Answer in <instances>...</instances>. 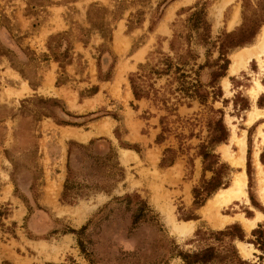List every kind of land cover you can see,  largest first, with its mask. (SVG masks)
Here are the masks:
<instances>
[{
  "label": "rangeland",
  "instance_id": "rangeland-1",
  "mask_svg": "<svg viewBox=\"0 0 264 264\" xmlns=\"http://www.w3.org/2000/svg\"><path fill=\"white\" fill-rule=\"evenodd\" d=\"M198 10L208 31L192 27ZM256 14L264 19V0H0V264H184L175 253L205 243L196 241L198 227L216 231L232 223L244 233L233 241L239 256L264 264V252L248 242L264 221L248 232L236 220L218 225L226 216L264 215V104H257L264 52L230 70L264 23L226 54L224 76L212 81L223 70L219 38ZM167 57L168 74L149 71L165 68ZM98 64L108 80L98 79ZM175 65L197 78L206 100L177 90ZM136 72L149 92L139 100L129 84ZM252 112L257 117L247 123ZM219 119L227 136L211 146ZM242 138L243 167L231 160ZM203 147L211 158L200 155ZM68 168L80 192L63 199ZM241 171L246 200L207 210ZM212 176L220 187L196 207L193 189ZM183 226L190 229L177 231Z\"/></svg>",
  "mask_w": 264,
  "mask_h": 264
},
{
  "label": "trees",
  "instance_id": "trees-1",
  "mask_svg": "<svg viewBox=\"0 0 264 264\" xmlns=\"http://www.w3.org/2000/svg\"><path fill=\"white\" fill-rule=\"evenodd\" d=\"M262 1V0H261ZM260 2V1H259ZM202 11L198 10L195 12L194 15V22L192 23V27L195 29L202 28L205 31H208L209 25L202 18L201 15ZM200 16V17H199ZM196 17V18H195ZM250 23L246 22L244 27H241L237 30L228 32L223 34L219 38V59L223 60L221 67V72L214 73L213 75V82H215L219 77L224 76V70L226 66L228 65L229 61L226 58V54L232 50L235 47H242L246 43H249L254 35L257 33L260 26L264 23V19L260 18L259 14L254 15L250 20ZM204 34V33H202ZM202 41H206V34L205 37L200 38ZM67 50L64 51L63 57L67 58ZM55 60L59 61L57 57L54 58ZM114 60H112V63ZM165 68L162 69H155L150 67V72L159 76L162 74H168L169 70L173 66L171 60L167 57L163 61ZM145 66L143 64H139V69H143ZM174 73L178 74L175 76V79L178 81V88L181 93H183L184 96L188 98H198L201 101L206 100L207 93L203 92L200 88L202 84L197 80V78H190L189 75L185 74L184 72H181V68L177 65L174 67ZM198 68H201V65L198 66ZM110 77L109 72L102 74V72L99 69L98 64V79L100 80H108ZM141 79V74L136 72L132 73L129 76V84L131 88V92L133 94V97L136 100H139L141 98H146L149 95L148 90H146L137 80ZM58 82L56 81V84ZM97 91V87H93L90 91V94H94ZM264 94H260L257 98V104L261 106L264 104ZM246 106V105H245ZM63 124H71V125H79L77 123H68L66 121H62ZM219 125L220 133L215 134L210 139V145L217 144L224 139H226L227 132L225 128L222 126V121L219 119L217 122ZM158 137H156V141L158 142ZM93 141L90 142L92 144ZM125 148H131L134 149L133 145H123ZM115 153L113 152V156ZM200 155L203 157L204 160L211 158L213 154L211 153V150H209L207 147H203V149L200 152ZM98 159V158H97ZM259 159L264 164V150H262L259 153ZM247 175L249 178V182L251 180V172H250V148L247 149ZM212 161H209V164L207 167L211 166ZM116 162L112 163V168H116ZM224 167V165H222ZM120 171V170H119ZM72 170L68 168L67 177L65 179L64 185H63V191H62V198L65 199V197L70 196L71 194L77 195L80 190L78 187V184L74 181L72 178ZM119 176H121V173L119 172ZM221 180L218 179L215 176H212L209 180L204 181L200 188H194L193 194H194V205L196 207H199L203 205L204 201L212 194L214 193L221 185ZM74 190V191H73ZM74 197V196H73ZM139 218V216L136 214L134 216V219ZM194 216L187 217L185 219H193ZM72 231V230H70ZM251 234L255 237L254 240H249L248 242H251L255 244L258 249H260L262 252H264V230L261 229L259 226L258 228H254L251 231ZM195 237L197 242H205L203 245H200L198 249L192 250V251H180L177 250L175 255L179 256L184 264H249L248 261L243 260L238 252L237 249L233 243L234 239L237 238L240 241L244 240V233L242 229L239 227L238 224L232 223L227 226H225L221 230H202L201 227H198L195 230ZM212 239L216 244L212 243H206L207 240Z\"/></svg>",
  "mask_w": 264,
  "mask_h": 264
},
{
  "label": "bare ground",
  "instance_id": "bare-ground-1",
  "mask_svg": "<svg viewBox=\"0 0 264 264\" xmlns=\"http://www.w3.org/2000/svg\"><path fill=\"white\" fill-rule=\"evenodd\" d=\"M262 48H264V26L262 27L259 35H258V39L254 44L248 45L246 47H242L240 48V52L238 54H236L233 59V62L231 64V72H235L238 67H240V63L242 64L245 60L249 59L251 56H256V58L259 59V56L262 54ZM262 61V60H261ZM261 64V63H260ZM261 68V67H260ZM256 85L258 86L257 89H262V87H260L259 84ZM252 92V91H251ZM255 92V91H254ZM257 117V112H252L249 115V118L247 120V123H251L255 118ZM258 135L264 139V124H263V128H259L258 129ZM237 144L239 146V151H238V156L236 158H232V164L235 166H241L243 167V163H244V139L242 138L241 140L237 141ZM258 152L255 153V159L257 157ZM256 166L258 168V179L260 181V183L262 184V177H261V167L260 165L257 163L256 160ZM245 172L241 171L238 174L234 175L233 180L231 182V185L227 188H220L218 189L214 195L210 198V200H208L207 203V210H210V207L213 204H222V203H230L234 200H238V201H243L246 200V191H245ZM258 194H259V198L261 199L263 205H264V185L259 184V188H258ZM236 220L240 223L241 227L245 230V231H249L250 229H252L253 227H255L256 222L264 220V215L260 212H256L255 216L252 218H246L242 215H237L236 217H225L223 219V221L219 222L218 225L222 226L223 223L226 222H230ZM186 226V225H184ZM177 227V231L179 232H186L187 230H189V227Z\"/></svg>",
  "mask_w": 264,
  "mask_h": 264
},
{
  "label": "crops",
  "instance_id": "crops-1",
  "mask_svg": "<svg viewBox=\"0 0 264 264\" xmlns=\"http://www.w3.org/2000/svg\"><path fill=\"white\" fill-rule=\"evenodd\" d=\"M263 26H264V25H263ZM260 27H261V26H260ZM263 52H264V48H262V54H263ZM262 54H261V55H262ZM261 55H260V56H261ZM238 68H239V67H238ZM23 86L25 87V89H27V87H28L27 84H23ZM90 136H91V135H90ZM90 136H89V137H90ZM89 137H88V138H89ZM257 157H258V154H257ZM257 157H256L257 163H258V164L260 165V167H261V163L259 162V160L257 159ZM261 221H264V220H261ZM258 222H260V221H258ZM256 224H257V222H256ZM255 226H256V225H255Z\"/></svg>",
  "mask_w": 264,
  "mask_h": 264
}]
</instances>
